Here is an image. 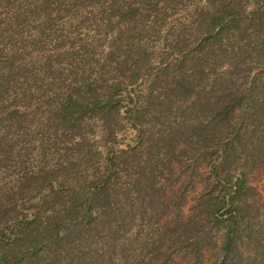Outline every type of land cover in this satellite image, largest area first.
Returning a JSON list of instances; mask_svg holds the SVG:
<instances>
[{
  "label": "trees",
  "instance_id": "trees-1",
  "mask_svg": "<svg viewBox=\"0 0 264 264\" xmlns=\"http://www.w3.org/2000/svg\"><path fill=\"white\" fill-rule=\"evenodd\" d=\"M262 168L264 0H0V264H264Z\"/></svg>",
  "mask_w": 264,
  "mask_h": 264
},
{
  "label": "rangeland",
  "instance_id": "rangeland-1",
  "mask_svg": "<svg viewBox=\"0 0 264 264\" xmlns=\"http://www.w3.org/2000/svg\"><path fill=\"white\" fill-rule=\"evenodd\" d=\"M250 184L253 185L259 191L261 195V204L264 207V168L255 171L250 176ZM190 203L191 201L188 200V204L185 208H188Z\"/></svg>",
  "mask_w": 264,
  "mask_h": 264
}]
</instances>
